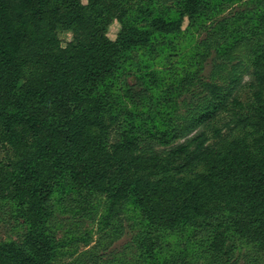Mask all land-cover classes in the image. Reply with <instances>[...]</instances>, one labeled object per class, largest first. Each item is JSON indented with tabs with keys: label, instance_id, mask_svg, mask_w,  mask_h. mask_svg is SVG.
I'll return each instance as SVG.
<instances>
[{
	"label": "trees",
	"instance_id": "1",
	"mask_svg": "<svg viewBox=\"0 0 264 264\" xmlns=\"http://www.w3.org/2000/svg\"><path fill=\"white\" fill-rule=\"evenodd\" d=\"M147 1L156 6L171 0ZM175 3L190 17L206 7L205 0ZM127 4L0 0V143L14 152L7 162L0 158V223L25 228L21 240L0 241V264H52L57 216L49 202L63 180L81 197L106 196L114 212L133 197L141 212L134 236L146 263L239 264L244 244L264 251V140L257 148L238 143L224 161L206 145L205 131L156 148L168 135L166 143L188 137L227 111L235 82L205 83L209 100L170 131L132 123L112 136L113 118L108 122L105 115L111 95L101 88L120 76L130 48L149 43L154 31L171 32L182 24L157 15L155 7L131 17ZM114 15L122 30L112 40L106 33ZM58 21L72 31L65 45ZM253 66V125L264 136V53ZM232 103L244 108L236 98ZM197 164L206 171L194 180L171 176ZM181 227L191 234L184 252L161 255V245Z\"/></svg>",
	"mask_w": 264,
	"mask_h": 264
},
{
	"label": "rangeland",
	"instance_id": "2",
	"mask_svg": "<svg viewBox=\"0 0 264 264\" xmlns=\"http://www.w3.org/2000/svg\"><path fill=\"white\" fill-rule=\"evenodd\" d=\"M127 1L131 17L143 16V9L155 7L157 15L168 20L181 19L182 24L175 31H154L149 43L130 48L120 76L107 80V86L101 88L102 93L106 88L111 95L105 115L108 122L113 118L112 136L120 127L127 128L132 123L135 128L153 126L152 132L158 130L161 134L170 131L209 100L205 83L228 86L235 82L227 111L195 128L188 137L166 143L171 138L168 135L156 148L176 146L201 131L206 132V145L221 161L227 160L230 149L238 143L257 148L264 136L253 125L258 104L251 82L254 58L264 53V0H205L206 7L192 17L182 15L175 0L156 2V6L147 0ZM80 2L88 4V0ZM121 30L122 22L114 15L106 34L115 40ZM57 33L64 45L72 38L71 29H66L61 21L57 22ZM234 98L244 104L243 109L232 103ZM215 127L221 129L220 135H215ZM0 158L5 162L14 158L9 145L0 143ZM189 169L180 174L175 171L171 176L194 180L206 171L201 164ZM110 203L99 194L83 193L81 197L65 180L59 184L49 202L57 216L51 231L57 250L52 264H159L146 263L141 257L134 236L141 228V212L134 198L119 212L112 211ZM13 226L0 223V241L21 240L25 228ZM190 235L188 227L175 229L161 245V255L171 250L184 252ZM241 254L239 264H264V251L253 243L244 244Z\"/></svg>",
	"mask_w": 264,
	"mask_h": 264
}]
</instances>
